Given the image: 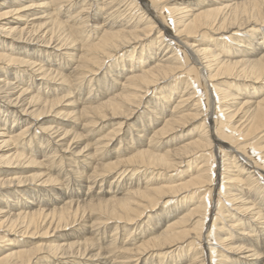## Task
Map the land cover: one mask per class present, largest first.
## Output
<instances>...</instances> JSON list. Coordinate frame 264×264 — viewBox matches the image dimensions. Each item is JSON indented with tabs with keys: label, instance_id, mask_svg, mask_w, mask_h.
Returning a JSON list of instances; mask_svg holds the SVG:
<instances>
[{
	"label": "bare ground",
	"instance_id": "1",
	"mask_svg": "<svg viewBox=\"0 0 264 264\" xmlns=\"http://www.w3.org/2000/svg\"><path fill=\"white\" fill-rule=\"evenodd\" d=\"M0 264H264V0H0Z\"/></svg>",
	"mask_w": 264,
	"mask_h": 264
},
{
	"label": "rangeland",
	"instance_id": "2",
	"mask_svg": "<svg viewBox=\"0 0 264 264\" xmlns=\"http://www.w3.org/2000/svg\"><path fill=\"white\" fill-rule=\"evenodd\" d=\"M222 145H219V147H221ZM245 149H247V151L249 152V153H252L253 155H255L256 154V151H255V148L254 147H250V146H246V148ZM216 152V150L213 148V153H215ZM214 155V154H213ZM256 159H258V160H260V156L258 155V156H256ZM221 170V169H220ZM213 176H215V175H213ZM219 189L221 190L222 188L221 187H219ZM216 191V190H215ZM221 192H223V191H221ZM211 204H213V200H211ZM207 237L208 238H211V242H213L214 243V234H213V231L211 232V230H210V233H209V235H207ZM211 242H209V245L211 244ZM214 245V244H213ZM215 249V248H214ZM213 249V250H214ZM213 250H211V252L213 251ZM213 254H215V252H213Z\"/></svg>",
	"mask_w": 264,
	"mask_h": 264
}]
</instances>
